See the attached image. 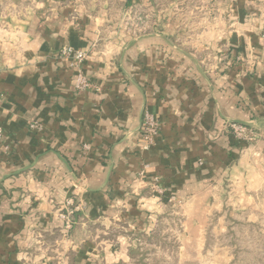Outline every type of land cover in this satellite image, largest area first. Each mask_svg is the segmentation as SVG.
<instances>
[{
    "label": "crops",
    "instance_id": "1",
    "mask_svg": "<svg viewBox=\"0 0 264 264\" xmlns=\"http://www.w3.org/2000/svg\"><path fill=\"white\" fill-rule=\"evenodd\" d=\"M263 30L264 0H0V264H264Z\"/></svg>",
    "mask_w": 264,
    "mask_h": 264
},
{
    "label": "built area",
    "instance_id": "2",
    "mask_svg": "<svg viewBox=\"0 0 264 264\" xmlns=\"http://www.w3.org/2000/svg\"><path fill=\"white\" fill-rule=\"evenodd\" d=\"M262 38L264 39V30L262 32ZM58 57L71 60L70 66L74 68H78L88 59V54L87 52L80 51V50H74L71 47L64 45L59 50ZM75 88L79 91H85L88 89H96L95 86L87 82L85 78L82 77L81 74L78 75L76 78ZM37 127L38 126L33 125L31 126V129H37ZM230 127H231V130L235 138L242 139L246 142L251 140V136H252L251 129L238 125V124H231ZM141 128H142V136L145 142V146L151 145L154 137L157 134V130H158V122L155 116L149 112H145L143 116ZM3 139H4V135L2 132V128L0 126V141L2 142ZM65 207L66 209L64 210V212H62V214H60V218L65 221L64 222L65 227L67 229H70L71 222L68 218H69V215L72 214V209H74L72 202L70 200L67 201L65 204Z\"/></svg>",
    "mask_w": 264,
    "mask_h": 264
},
{
    "label": "water",
    "instance_id": "3",
    "mask_svg": "<svg viewBox=\"0 0 264 264\" xmlns=\"http://www.w3.org/2000/svg\"><path fill=\"white\" fill-rule=\"evenodd\" d=\"M55 155H56V157L67 167V164H66V162L60 157V155L59 154H57V153H54ZM37 160L38 159H36L32 164H30L29 166H27V167H25V168H22V169H20V170H18L16 173H18V172H21V171H25L26 169H29V168H31V167H33L34 166V164L37 162ZM67 169L69 170V168L67 167Z\"/></svg>",
    "mask_w": 264,
    "mask_h": 264
},
{
    "label": "rangeland",
    "instance_id": "4",
    "mask_svg": "<svg viewBox=\"0 0 264 264\" xmlns=\"http://www.w3.org/2000/svg\"><path fill=\"white\" fill-rule=\"evenodd\" d=\"M197 57L199 58V56H197ZM198 60H199V59H198ZM249 129H251V131H252V136H251V140H249L248 142H246V141H244V140H242V139H237V138H235V136H234L232 130H231V132H232L233 137H234L236 140H238V141H242V142H244V143L252 144V143L255 142V140H256V131H254V129H253V128H250V127H249Z\"/></svg>",
    "mask_w": 264,
    "mask_h": 264
}]
</instances>
